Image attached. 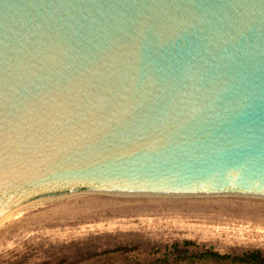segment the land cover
<instances>
[{
	"label": "water",
	"instance_id": "water-1",
	"mask_svg": "<svg viewBox=\"0 0 264 264\" xmlns=\"http://www.w3.org/2000/svg\"><path fill=\"white\" fill-rule=\"evenodd\" d=\"M77 187L264 195V0H0V218Z\"/></svg>",
	"mask_w": 264,
	"mask_h": 264
},
{
	"label": "rangeland",
	"instance_id": "rangeland-1",
	"mask_svg": "<svg viewBox=\"0 0 264 264\" xmlns=\"http://www.w3.org/2000/svg\"><path fill=\"white\" fill-rule=\"evenodd\" d=\"M206 249L264 255V195L77 187L36 195L0 219V264H187L174 259Z\"/></svg>",
	"mask_w": 264,
	"mask_h": 264
},
{
	"label": "trees",
	"instance_id": "trees-1",
	"mask_svg": "<svg viewBox=\"0 0 264 264\" xmlns=\"http://www.w3.org/2000/svg\"><path fill=\"white\" fill-rule=\"evenodd\" d=\"M184 244H189L188 241ZM212 259L218 262H228L229 264H264V255L259 251L253 250L241 254H221L217 251L206 249L201 253H185L175 257V262L184 261L187 264L199 261L201 259Z\"/></svg>",
	"mask_w": 264,
	"mask_h": 264
},
{
	"label": "bare ground",
	"instance_id": "bare-ground-1",
	"mask_svg": "<svg viewBox=\"0 0 264 264\" xmlns=\"http://www.w3.org/2000/svg\"><path fill=\"white\" fill-rule=\"evenodd\" d=\"M8 213H9V212H8ZM5 215H6V214H5ZM5 215H4V216H5ZM2 217H3V216H2ZM2 217H1V218H2ZM1 218H0V219H1Z\"/></svg>",
	"mask_w": 264,
	"mask_h": 264
}]
</instances>
